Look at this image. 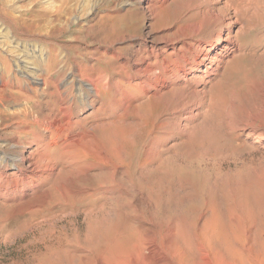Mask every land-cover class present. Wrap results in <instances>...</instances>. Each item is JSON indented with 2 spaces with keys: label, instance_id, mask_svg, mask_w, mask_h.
<instances>
[{
  "label": "bare ground",
  "instance_id": "obj_1",
  "mask_svg": "<svg viewBox=\"0 0 264 264\" xmlns=\"http://www.w3.org/2000/svg\"><path fill=\"white\" fill-rule=\"evenodd\" d=\"M14 1L15 0H0V22L6 25V28L2 30V25L0 26L1 38L5 41L9 38V35H12L15 37L16 41L34 40L37 42L42 41V43L44 42V44H47L44 45L42 50H38V48L34 46L33 48L29 47L28 45L24 46L23 50H20L21 48L18 47L19 44L17 42L16 45L13 44V48L10 47L11 50H9L8 53L2 54L4 58L3 61L5 62L4 70L6 75L12 72V70L17 75H19L18 72L21 73L20 70H15L12 67L10 57L14 55L18 58V53L23 52L24 58L20 57L23 59L21 63L28 60V66L26 68L31 74V76L28 77L34 81L33 84L35 87L29 86L30 89L26 88V90L31 91V93L25 95L27 103L33 102L34 104L40 105V92H43L49 100L52 96L56 97L57 100L55 107H48L46 110L41 109V107L36 108L38 115L36 117L32 116L34 120L31 123H26V125H29V128L33 127V129L27 131V136L29 135L30 137L24 141V148L21 151H17L20 148L19 146L22 145V142L19 141L16 146L13 147L15 151L0 157V206L3 205L6 207L8 204H13L15 206V204L19 205L25 203L23 204L25 212H23L27 217L22 224H30V226L38 230L41 234V236H38L43 239V242L44 240L48 242V246L45 244V247H47L46 253L42 252L44 255L36 261L35 259H30L28 261L29 263L78 264L82 260L89 258L88 253L94 254L95 252L104 251V247L107 245L106 242L109 238V228H107V222L109 220V216L106 212L107 206L105 203V205L99 207L95 204L99 198L105 195L103 192L104 187L101 183L94 188L88 187L85 184L93 177L95 178V175H91L90 172L93 171L95 167L103 170L104 166L109 168V166L112 165L113 167L110 169L112 173H110V171L109 173L114 178L115 176L117 177L115 182L119 185H115V190L128 184L130 188H132L129 194H132L134 189H136L132 186L135 176L127 180L125 172H121L123 174L118 173V171L127 167L128 164H126L125 160L118 159L116 154L115 158H117V162L118 160H120V162L113 163L114 158L110 150H112L111 147L114 148V146H111L110 149L104 148L105 146L101 143L102 138L98 139L97 131L116 127L117 132L116 130L115 132L121 134L124 129L121 130V127L118 126L120 121H113L111 123L105 121L107 118H110L111 114H115L113 117H115L116 120H122L130 116L138 119L137 115H140L141 111L146 109L148 113L151 114L153 108L156 107L158 103L163 104L161 102L165 101L168 105L167 110L166 112H161L162 114L157 118L156 123L153 122L154 130L150 129L151 127L148 128V124H146V127H143L144 130L148 128L147 142L145 144L146 158L150 159L152 157L153 159V157L157 155H154L156 151L155 146L157 147L156 144L159 141L162 143L164 140H167L172 133L170 129H172L171 126L173 125L172 123H174V119L178 122L174 126V130L183 135L187 134V129L193 128L199 113L200 115L202 114L204 102L207 98L212 97V89L215 87L214 91H218L216 87L218 88L225 85L226 80L223 79L225 77L223 72L225 73L228 69L231 70V63L246 55L247 51L244 50L246 48L242 45L241 40L254 30L256 22L264 21V0H200V3L198 2L199 4H195L196 6L192 4L193 8L187 7L190 9H185L188 10V12L186 11V14H184L185 16H183L178 23L176 22L177 24L167 25L166 23L165 26H162L160 23H156L154 26L152 25L150 41H148L147 37H144L137 43L130 42L124 46H118V43L124 42L127 39L123 33H119L118 39L109 41L105 45L100 42L102 46L96 49L99 54L98 58L94 59L93 62L92 60L84 61L81 59L82 57L79 58L76 54H74L75 57H73L71 53V50L74 49L72 43L67 41L64 42L63 40L58 41L57 39L64 38L68 33H73L76 35L77 41L83 34L85 37L91 36L93 31H96L103 25L104 21L107 20V23H109L108 19L113 17L111 12H113L115 7L112 9V7L109 8V6L101 11V8L105 7L107 3L106 0H19L23 2V4L19 6H16ZM169 1L168 3L171 2ZM94 2L98 3L95 8L92 7ZM145 2L147 10L153 14H158L159 12H157V10L161 12L164 11L167 0H145ZM190 4L189 6H192ZM132 8L130 10L133 11ZM88 11H90L89 14ZM182 12L185 13L184 11ZM170 22L173 23L174 21L172 20ZM235 26L239 27L234 31ZM111 31L113 32V30ZM121 35L122 37H120ZM254 39L256 38L254 37ZM92 43L95 44V41ZM261 44L260 42L258 47L254 45V47L251 46L252 49L254 48L253 52H255V54L258 52V49H262L263 52L264 45ZM82 47H80V49ZM27 52H30L31 55H27ZM74 52L76 51L74 50ZM87 54L86 52L85 56H87ZM257 57H260V55ZM69 72V81H67V84H63V77L68 75ZM246 74L248 75V73ZM247 75H245V77ZM75 76L80 78L78 80L79 82L76 81ZM241 81L244 80L242 79ZM1 83V86H6L4 81H1ZM60 83L63 89L60 87ZM229 83H231V81ZM250 84L251 83H249V85ZM245 85L246 84H244V87ZM219 89L220 92H218L221 93L222 87ZM228 89L229 88H227V90ZM253 90L254 89H252V92L257 91V95H259L260 99V106L264 109V84L261 83L258 90ZM257 95L255 96L257 97ZM171 96H173V98ZM217 98L216 96L215 99L217 100ZM215 99L213 98L212 104ZM221 100L222 98L219 101ZM169 102L170 104H168ZM46 105H48V103ZM159 106L157 105V107ZM224 106H226V104ZM224 106L222 105L221 107ZM217 107L219 109V106ZM221 110H223V108ZM226 110H228V108ZM231 110H228L230 114L227 115L231 116V112H233L234 109L231 107ZM118 111H122V115H120ZM218 114L219 113L216 114L217 117L220 115ZM223 114H226V112ZM259 114L261 115V113ZM209 117L211 118L210 114ZM258 118L259 116H257L256 113V117H253L251 119L252 121L245 122L242 125L238 124L239 122L237 123V120H235L237 125H239L237 127H231L229 122H226L227 119L225 121L223 120L228 123L225 130L223 129L225 125L223 127L220 125L221 123L215 125V120H213L214 126H211V130L204 125V127L201 125L195 126L207 128L208 135L207 133L205 134L208 136L207 139L209 143H215V141H217L216 138L223 134H225V137L223 135L220 139H222L221 141L224 140V143L225 141L227 143L226 136H230L229 134L235 131V133L239 132L237 138L242 142H236L237 144L235 147L237 152L234 151L235 154L233 153L232 155V152H230V159L233 164L230 183L231 188L227 190L224 185L225 187L223 186V189L225 190L221 191L220 195L217 193L218 196H215L217 194L214 195V215L205 221L203 228L204 234L208 237L213 246L219 252L227 255L235 264H257L251 259L252 257L248 255V251L243 246L245 236L248 238L247 242L250 246L254 244L257 245L264 261V124L256 125ZM139 119L141 120V118ZM204 120L206 121L207 119ZM182 122L186 123L184 128L181 127ZM91 123H93V125ZM209 124L211 125L210 121ZM129 125L131 126V124H128V126ZM133 126H135V124ZM137 126L142 125L138 124ZM206 130L203 132H206ZM191 133L194 132L192 131ZM203 135L204 134H202V136ZM187 136H190V134ZM202 136L200 138H202ZM191 137L194 136L191 135L190 140ZM186 139H189V137ZM184 140L180 141L183 142ZM203 141L207 142V140ZM248 141L251 142V145H248ZM197 142H199V140ZM209 143L207 142L205 147ZM228 143L230 144L231 142ZM110 144L112 145V142H110ZM203 145L200 149L201 151L203 150L202 148H204ZM217 145L220 148L223 147L222 143L218 142ZM209 146L214 147L210 144ZM229 146L230 145L227 146V149ZM242 148H246V152H239ZM207 151L209 150H205L206 153ZM55 152H58L59 157L56 155L57 159L53 156ZM215 153L217 154L219 152L215 151ZM220 154L224 155L221 151ZM159 156L156 157L162 158ZM214 156L217 157L216 155ZM163 158H165V156ZM210 158H213V156ZM210 158L209 160L211 161ZM223 159L225 158L223 157ZM153 160L155 161L156 159ZM159 160L158 165H160ZM161 160L163 163L162 168L155 165L159 167L155 171L153 165V167H148V170L143 172L145 175H143L142 172V175L140 174L143 176V179L140 180L146 182L149 187L148 189L153 191V193L157 191L156 194H158V192L160 193L162 190L165 191L162 187L163 185H172L173 183V174L167 170V168L166 170L163 169L165 168L164 166L167 167V159ZM58 163H61V174H64V178L66 179L65 182L60 185L62 187L59 188L64 201L59 204H49L48 199L51 198H48V196H50V189H44L43 187L53 178V174H55L58 169ZM147 165H149V163ZM168 166L170 167V165ZM59 172L56 173L60 175ZM57 174L55 177H57ZM103 175H99L98 177ZM56 181H58L57 178ZM161 187L162 190H160ZM218 190L219 189L216 187V191ZM135 192L136 190L133 193ZM165 193H163V196ZM161 195L159 194V197ZM167 195L165 197H167ZM34 196H36V198H33ZM167 198L170 200L169 197ZM67 201L71 202L69 203ZM81 210H83L82 213L88 220V225L82 234V241L79 244V236L70 235V232L67 234V230H65H71V228L63 229L65 226L59 228L57 225L63 217L77 215ZM3 220L0 221V225L3 224V226L0 227L1 230L7 227L6 221L4 220L5 222H3ZM69 222L71 221L69 220ZM28 228L30 227L28 226ZM12 229L8 232L11 233ZM167 235L165 236L168 237ZM252 236L253 242L251 241ZM149 244L152 247L153 253L158 251L155 242ZM82 247H87V254L82 253ZM96 263L104 264L101 255L96 260Z\"/></svg>",
  "mask_w": 264,
  "mask_h": 264
},
{
  "label": "rangeland",
  "instance_id": "obj_2",
  "mask_svg": "<svg viewBox=\"0 0 264 264\" xmlns=\"http://www.w3.org/2000/svg\"><path fill=\"white\" fill-rule=\"evenodd\" d=\"M168 1L169 0H167V3H168ZM170 1H169L170 3H168V4L166 3V7H165L163 12L157 10V12H159V13L153 14L152 12H150L149 10L146 9L147 5H146L145 0H118V1L117 0H111V1L106 0L107 3L105 4V7L101 8V11H102V9L108 8L109 6H110L109 8L112 7V9H113V7H115L113 9V12H111L113 17L108 19L109 23H107V20L104 21L103 25L100 28H98L96 31H93L92 35L89 37H85L84 34L81 35L80 36L81 38L79 37V39L77 40L78 42L76 41V39H77L76 35L73 33H68V35H65L64 38H58L57 40L58 41L63 40L64 42L67 41L69 43H72V46L74 47V49L71 50L73 57H75L74 54H76V56H78L79 58L82 57L81 59H83L84 61L92 60V62H93L94 59H97L98 55H99L97 53L96 49L97 48L99 49L102 46V44L105 45L109 41H113L115 39H118L119 33H123V35L126 36L127 39L124 42L118 43L117 44L118 46H124L130 42L137 43L138 41H140L144 37H147L148 41H150L151 40L150 31H151L152 25L154 26L156 23H160V25H162V26H165L166 23H167V25H172V24L175 25L178 23V21L181 18H183V16H185L184 14H186V11L188 12V10H185V9H190L191 7L193 8L192 4H194V6H196L197 4L200 3V0H194L197 3L194 2L193 0H190L191 2L189 0H176V1L170 0ZM14 3L16 6L23 4V2L19 1V0H15ZM97 4L98 3L94 2V5L92 4V7L95 8ZM169 4H171V5H169ZM189 4L192 6H189ZM132 7H134V8H132ZM187 7H190V8H187ZM131 8L133 9V11L130 10ZM90 11H91V9H90ZM90 11H88V14L90 13ZM182 11H184L185 13H183ZM126 12H128V13H126ZM118 13L120 14V16ZM168 13H170V14H168ZM182 13H183V15H182ZM172 20L174 21L173 23L170 22ZM0 26H1V30L3 28H6V25L2 24V22H0ZM238 27L239 26H235L234 31L237 30ZM111 30H113V32H115V33H117V32L118 33L115 34ZM125 33H126V35H125ZM93 34H95V35H93ZM120 37H122V35ZM254 37L256 39H254ZM102 38H104V39H102ZM0 39H1L0 40V43H1L0 44V54H1L0 55V157H2L3 155H7L8 153L15 151L13 149V147L16 146L17 142H19V141L22 142V145L19 146L20 148L18 150L17 149L16 150L21 151L24 148V145H25L24 141H26V139H28L30 137L29 135L27 136V131L33 129V127L29 128L28 127L29 125H26V123H28V122L31 123L34 120V119H32V116L36 117L38 115L36 108L41 107V109L46 110L48 107H55L57 99H56V97L52 96L49 100V99H47L46 95L43 94V92L42 93L40 92L39 93L40 94V100H41L40 105L34 104L33 102L27 103V101L25 100V95L28 93H31V91L26 90V88L30 89L29 86L34 87V84H33L34 81L28 77V76H31L30 71H28L26 68L28 66V63H27L28 60H26V62L24 61L21 63V61H23V59H21V58L22 57L24 58L23 52L18 53V56H19L18 58H17V56L15 57L14 55H12L10 57V63L12 64V67L15 70H20L21 73L18 72L19 75H17L15 72H13V70H12V72H10L6 75V72L4 70L5 62L3 61L4 58L2 57V54L8 53L9 50H11V48H13L14 45H16V42L19 44L18 47L21 48L20 50H23L24 46H27V45L29 47L33 48V46H34V47H37L38 50H42L44 45H46L47 43L44 44V42L42 43V41L37 42L34 40H29V41L28 40H22V42L16 41L15 37L12 35H9V38L6 39L5 41L1 38V35H0ZM92 39L95 41V44L92 43V42H94ZM257 39H258V41H257ZM57 40H56V42H57ZM11 41H13V42H11ZM83 41H85V42H83ZM241 41H242V45L244 46V48H246L244 50L247 51V53H246L247 56L246 55L244 57L242 56V58H239L238 60L236 59L237 62L235 60L234 62L231 63L230 66H232V69L231 70L228 69L227 71H225V73L223 72V74L225 76L223 79L226 80V83L224 86H220V87H222V91H221L222 96L227 94L228 92H230V93H228L227 95L222 97L221 93H219L220 87H218V88L216 87V89L219 92L216 90H215L216 91L215 92L214 91L215 87H214L212 89L213 90L212 95L210 94L212 97L210 96L211 98H207V100L204 102L203 106L205 108L203 107L201 115L199 113V116L196 119L197 122L196 121H195L196 123L194 122V127H193L194 129L193 128L187 129V131H186V133L188 132L187 134H184V135L180 134L174 130V126L176 125V123H178L176 121V119H174V123H172L173 125L171 126L172 129H170V131H172V133H174V134L171 133L169 135V137L167 138V140H164L163 142L161 141L162 143H160V141H159L156 144L157 147L155 146L156 151H155L154 155H156V154H157L156 156L160 155L159 157H162V158H158L155 156V157H153V159H156V160L160 159L159 160L160 162L162 161L161 159H163V160L167 159V164H166L167 167L164 166L165 168H163V169L166 170V168H167V170H169L173 174L172 185H168L166 183L167 185L162 186L163 189H165L166 193L164 190H162V187L160 190H162L163 192L161 191L160 193L158 192V194H156L157 191H154L156 193H153V191L148 189L149 187L146 184V182L141 181L143 179V176H141V175L143 172H145V170H148V167H151V166L153 167V165H154L153 168H155V171L159 167L162 168V164H163L162 162L161 163L159 162V164L161 165L160 166V165H158V160L154 161L152 159V157L150 159L146 158L145 144L147 142L146 140H147V135H148L147 129L149 127H151L150 129L154 130L153 122L156 123L157 118L162 114L161 112H164V111L166 112L167 107H168L167 103L165 101L161 102L163 104L158 103L157 105L158 106L160 105V106L157 107V105H156L157 109H156V107H154L151 114L148 113V111L146 109L141 111L140 115H137L138 119H135V117L130 116V117H125L122 120H116V118L113 117L115 114H113V115L111 114L112 115V116L110 115L111 120H110V118H107V120H105V121H108L110 123L113 121H120V123H118V126L121 127V130L122 129H124V130H122L121 134L116 133L117 132L116 127H110V128L98 130L97 131V135L99 137L98 139L102 138L101 143L105 147L101 144L100 145L103 146L104 148H107V149H110L111 146H114V148L111 147L112 150H110V153L112 154V156L114 158L113 159L114 161L112 160L113 163L117 162V158L120 160H125V162H126V164H128V166L124 167L122 170L118 171V173L123 174L125 172V176H127L126 177L127 180L130 177L135 176L134 177V184L132 186L134 188H136V189H134V191L136 190V192L133 193L134 192L133 191L132 194H129V192H131V189H132V188H130L129 184H128L129 186L126 185L128 187H126L124 185L123 187L115 190L114 187H115V185H118V183L115 182L117 177L115 176V178H114L113 176L110 175V173H112L110 171L111 167H113L112 165H110L109 168L104 166L103 170H100V168L95 167L94 170L90 172L91 175H95V178L93 177L92 179H90L85 184L88 187L94 188L95 186H98V184L100 185V183H101L105 189V190L103 189V192L105 193L104 196H106V197L102 196L103 198L101 197L99 199L97 197L98 200L96 201L95 204H97L96 205L97 207H99L101 205H105V204L107 206L106 212L109 216V218H108L109 220L107 222V228H109V230H108L109 238H108V241L106 242L107 245L104 247V249H105L104 251L95 252L94 254L88 253L89 258H87L86 260H82L78 264H97L96 260L100 257V255L103 258L104 264H235L227 255L219 252L213 246V244L209 241L208 237L204 234L203 228H204L205 221L209 217L214 215L213 197L218 196V194L220 195L221 191L225 190V189H223L224 185L226 186V187L225 186L224 187L227 190H228V188H229V190L231 188L230 183H231L233 164L231 163V159H230L231 153L230 152H232V155H233V153L235 154V152H237L235 145L237 143H242V142H240V140L237 138L239 135V132L237 131L238 133H235L236 132L235 131L233 133H230L229 134L230 136H226L227 137V143H226V141L224 143V140L221 141L222 139H220L223 135L225 137V134H223L224 132L222 133L223 135L218 137L219 139L216 138L217 141H215V143H211V142L209 143V141L207 139L208 136H206V134H205V133H207V135H208V132L206 130L207 128H203V127L204 126L209 127L211 130V126L212 127L214 126V122H215V125L221 123L220 125L222 127L225 125L223 128L224 130H225V127L228 125V123H226V122H229V125L231 127H237V126H239V125H237L238 122H239L238 124L242 125L245 122L252 121L251 119L253 117H256V113H257V116H259L258 122L256 123V125L264 124V109L260 106L259 95H257V91H256L261 86V83L264 84V78H263L264 77V71H263V68H264V63H263L264 62V59H263L264 58V50L262 52V49H258L259 53L257 52L255 54V52H253L254 48L252 49V47H251L253 45L255 47L256 46L258 47L260 42L262 43L261 45H264V43H263L264 42V21L263 22L262 21L256 22V27L254 28V30L250 34L244 36ZM84 46H85V48H84ZM80 47H82V48L80 49ZM74 50L76 52H74ZM248 50H249V52H248ZM86 52L88 53L87 56H85ZM260 52L263 54H261ZM253 53H254V55H253ZM29 54L31 55L30 52H27V55H29ZM248 54H249V56H248ZM89 55H90V57H89ZM259 55H260V57H257ZM248 58L251 60H249ZM257 64H259V65H257ZM253 67L254 68L256 67V68L254 69ZM261 67H262V69H261ZM240 69L243 71H241ZM259 69H261V70H259ZM248 70H249V72H248ZM253 70L254 71L256 70V71L254 72ZM261 71H263V72H261ZM242 72H245V73H242ZM246 73H248V75ZM245 75H247V76L245 77ZM69 76H70V72L68 75L63 77V84H65V83L67 84V81H69L68 80ZM75 77H76L75 78L76 81L79 82L78 80L80 78L78 76H75ZM77 77H78V79H77ZM221 77H220V79H221ZM243 77H245V78H243ZM242 79L244 81H241ZM65 80H66V82H65ZM229 80L231 81V83H229L230 82ZM251 80L253 81V83H257V84L259 81V84L258 85L253 84ZM1 81H4L6 86H4V87L1 86V84H2ZM247 83H248V85H247ZM249 83H251V84L249 85ZM7 84H9V85H7ZM244 84H246L245 87H244ZM226 85H227V87H226ZM232 85H233V88H232ZM254 85H256V86H254ZM213 86H214V84H213ZM60 87L62 88L61 83H60ZM223 87H225V88H223ZM76 88H77V85H76ZM227 88H229L230 90L229 89L227 90ZM255 88H257V89H255ZM252 89H254L253 91H256V92H252ZM225 90L227 91V93ZM224 92H225V94H224ZM43 95H44V97H43ZM255 95H257V97ZM216 96L218 97L217 100L215 99ZM226 96H228V97H226ZM171 97L173 98V96H171ZM220 97L222 98L221 101H219L221 99ZM225 97L228 100H232V101H228ZM20 98H22V99H20ZM213 98L215 100L212 104ZM46 99L48 100V102ZM216 101H217V103H216ZM170 102L168 104H170ZM219 102H220V104H219ZM231 102H232V104H231ZM47 103H48V105H46ZM233 103L235 104V106ZM207 104H208V106H207ZM225 104L227 107L224 106ZM256 104H258V105H256ZM216 105L219 106V109ZM222 105L225 107V110L228 108V110L230 111L231 107H232V109H234L233 112H231L232 113L231 116L227 115V114H230V112L228 110L225 111L224 107H221ZM220 107H221V109L223 108L224 111L221 110ZM209 110H210V113H209ZM207 111H208V113H207ZM121 112L122 111H118V113H120V115H122V113H123V112L122 113ZM225 112H226V114H223ZM217 113L220 114V115L218 114L219 115L218 117L216 116ZM250 113H251V115H250ZM259 113H261V115ZM209 114H210L211 118L209 117ZM211 114H214V115H211ZM248 114H249V116H248ZM232 115H234V116H232ZM214 116H215V118H214ZM154 117H155V119H154ZM139 118H141V120ZM201 118H202V120H201ZM219 118H222V119H219ZM153 119H154V121H153ZM204 119H207L206 120L207 122ZM209 119H211V120H209ZM241 119H242V121H241ZM213 120H215V121L213 122ZM223 120L224 121L226 120V122H224ZM235 120H237V123ZM139 121L142 123H140ZM143 121H144V123H143ZM209 121H210L211 125L209 124ZM149 123H151V124H149ZM197 123H199V124H197ZM91 124L93 125V123H91ZM128 124H131V126L130 125L128 126ZM134 124L136 127L133 126ZM138 124L142 125V126H137ZM146 124H148V128H145V130H144L143 127H146ZM185 124H186L185 122H182L181 127L184 128ZM208 124H209V126H208ZM199 125H201V126L204 125V126L203 127H201V126L195 127V126H199ZM233 125H236V126H233ZM209 128H208V130H209ZM195 129H196V131H195ZM115 130H116V132H115ZM204 130H206V132H203ZM13 131H16V132H13ZM192 131L194 133H191ZM196 133H197V135H196ZM178 134H180V135H178ZM189 134H190V136L191 135L194 136V137H191V140H190V136H187ZM202 134H204V135L202 136ZM198 135H199V137H198ZM170 136H172V137H170ZM201 136H202V138H200ZM188 137H189V139H186ZM180 140H184L183 141L184 143ZM195 140H197V141L199 140V142L201 141L202 144H201V142L199 143ZM203 140H207V142L210 145H213L216 148V150L212 146H211L212 147L211 148L209 146V144L205 147L207 142L206 141L204 142ZM110 142H112V145L110 144ZM218 142L222 143V146H223L222 148L219 147L220 144H219V146L217 145ZM228 142H231V143L229 144ZM226 144H227V146L230 145L228 147V149H227ZM202 145L204 147V148H202L203 152L200 150ZM248 145H251L250 141H248ZM160 147H161V149H160ZM166 147H168V148H166ZM207 147H208V149H207ZM223 149L224 150L226 149L227 152L228 151L229 152L227 153L226 150L224 151ZM245 149L246 148H242L239 150V152H242V153L246 152ZM205 150H209V151H207V153H206ZM214 150L219 152V153L216 154ZM220 151L224 155H221ZM115 154L117 155L116 156L117 158H115ZM211 154H214L217 157H215L214 155H211ZM56 155H57V157H59L58 152H55V154L53 153V156L55 157V159H57ZM166 155H167V157H166ZM164 156H165V158H163ZM212 156H213V158H210ZM220 156H222V157H220ZM223 157L225 159H223ZM145 158L148 160H146ZM209 158L211 159V161L209 160ZM220 158L222 161L220 160ZM120 160H118V162H120ZM144 161H146V162H144ZM150 162H151V164H150ZM168 162H170V163H168ZM203 162H204V164H203ZM220 162H221V164H220ZM148 163L150 166L147 165ZM208 163H209V165H208ZM155 165H158L159 167L155 166ZM168 165H170V167ZM61 166H62L61 163H58V169L56 171L58 173L60 170V172H59L60 175L55 172V174H53V178H51L47 182V184H45L43 187L44 189H50V193H49L50 196H48V198L49 197H51V198L48 199L49 204L50 203L51 204H59L62 201H64L62 194H60L61 191H59L60 190L59 188L62 187L60 185H62V183H64L66 180L64 178L65 177L64 174H61L62 173V171H61L62 167ZM141 169H143L144 171ZM109 171H110V173H109ZM121 172H123V173H121ZM118 173H117V176H118ZM56 174H57V177H55ZM99 175H103V176L98 177ZM143 175H145V174L143 173ZM177 175H178V177H177ZM58 177H59V179H58ZM138 177H139V181H138ZM140 177H142V178H140ZM56 178L58 181H56ZM185 178H187V179H185ZM135 180H137V181H135ZM86 185H84V186H86ZM216 187L219 189L218 191H216ZM108 189H110V190H108ZM167 189H168V191H167ZM167 192H169V193H167ZM109 193H111V194H109ZM161 193H162V195H161ZM163 193H165L166 195L168 194L169 196L167 195V197H169L170 200L167 197H165L166 196L165 194L163 196ZM133 194H135V195H133ZM154 194H156V195H154ZM159 194L161 195L160 197L162 199L159 197ZM215 194H217V195H215ZM37 197H38V195H37ZM133 197H136V198H133ZM33 198H36V196H34ZM101 200H103V201H101ZM67 202L70 203L71 201H67ZM23 204H25V203H22L19 205L15 204V206L13 204L12 205L8 204L6 207L3 205L0 206V221L4 219L6 221V224H7V227L5 229L1 230V228H0V264H38V263H29L28 261L30 259H35V261H36L37 259H40L42 257V255H44L43 254L44 252L46 253L47 247H45V246L46 245L48 246V242H46L45 240L43 242V239H41V237H40L41 234L38 232V230H36L32 226H30V224H25L26 226L22 224L23 222H25L26 217H27L24 214L25 207H23ZM134 206H135V209H134ZM21 208H23V209H21ZM72 209H74V208H72ZM132 209H133V211H132ZM136 210H137V212H136ZM82 212H83V210H81V212H79L77 215H69V216L63 217V219H61V221L59 222L60 224L58 223V225H57L59 228L60 227L62 228L65 226L63 229L71 228V230L70 229H65V230H67V234H69V232H70V235L73 234V235L79 236V238H80L79 244L82 241V238H81L82 234L84 233V231L88 225V220L86 219V216ZM74 217H75V219H74ZM4 220H3V222H5ZM69 220L71 222H69ZM9 221H10V223H9ZM64 222H65V225H64ZM2 226H3V224L0 225V227H2ZM28 226L30 228H28ZM11 229H12V231L14 230L15 232L14 231H13L14 233L12 231H11V233L8 232ZM8 233H10V234H8ZM38 235H40V236H38ZM165 235H167L168 237H166ZM3 237H5V238H3ZM37 237H38V239H37ZM6 238H8V239H6ZM251 239H252L251 241L253 242V236L251 237ZM37 240H39V241H37ZM247 240H248V238L245 236L243 246L248 251V255L250 257H252L251 259L253 261H255L257 264H264L263 258L260 255V252L258 250L257 245L254 244V245L250 246L248 244ZM29 241L31 244L29 243ZM152 242L153 243L155 242L157 244L156 245L157 249H158L157 252H154V253L152 252V249H151L152 247L149 244ZM25 244H27V245H25ZM29 246H30V248H29ZM36 246H38V247H36ZM37 250H38V252H37ZM81 250H82V253L87 254V247H82ZM32 255L33 256L35 255V256L33 257ZM90 255H91V257H90ZM31 256H32V258H31Z\"/></svg>",
  "mask_w": 264,
  "mask_h": 264
}]
</instances>
